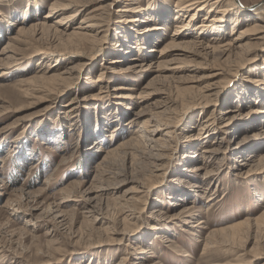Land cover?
I'll use <instances>...</instances> for the list:
<instances>
[{"label":"rangeland","instance_id":"1","mask_svg":"<svg viewBox=\"0 0 264 264\" xmlns=\"http://www.w3.org/2000/svg\"><path fill=\"white\" fill-rule=\"evenodd\" d=\"M54 1L0 0V51L23 23L28 26L44 21L63 34L60 37L51 30L36 44L25 47V57L5 70L0 79V264H227L236 257L243 264H264V227L253 224L234 247L209 246L203 251L209 232L246 217L252 220L264 211V167L245 160L249 153L264 154V114L244 118L248 121L237 123L234 129L220 128L226 122L227 116L222 112L227 108L241 106L243 114L250 109L264 112V98L260 101L255 97L258 84L247 81L264 71L258 70L264 50L261 57L252 56L251 62L248 57L223 79H200L209 71L198 65L200 61L182 56L178 57L182 61L171 63L163 72L156 71L155 66L117 72L131 66L130 58L137 52L133 42L132 54L127 55L126 61L109 63L119 53L118 37L124 35L120 33L126 30L133 34L131 30L138 29L132 23H122L121 1L81 0V4L72 6L76 15L71 14L73 9L50 11ZM174 1L161 4L166 8ZM137 2L141 9L148 8L147 0ZM263 2L237 0V5L251 12ZM91 12L96 13L95 22L103 23L100 29L108 31L98 36L104 35L101 57L82 67L83 56L74 53L79 40L68 39L66 34L79 26L84 14ZM70 14L75 16L69 21L55 23ZM202 17L199 15L198 23ZM173 25H168L157 49L170 38ZM217 31L220 35L223 29ZM87 43L78 51L88 52ZM42 46L50 49L37 52ZM139 61L150 63L151 59L142 57ZM71 68L74 72L63 76L67 87L60 93L41 88L54 87L59 83L56 81L50 85L42 80L22 87L17 84L21 79L43 77L40 74L44 71H50L49 75L62 74ZM100 71L102 82L98 84ZM119 85L134 88V95L143 94L141 101L117 105L115 88ZM190 86L196 90H187ZM205 87L218 93L211 97L213 105L183 106ZM22 90H28L27 95ZM170 100H177L176 105L169 107ZM67 109L71 111L67 113ZM138 111H143L139 118L135 116ZM153 114L168 119L164 122L167 129L160 126L162 136H156L168 146L165 159L157 162L159 171L149 167L146 155L128 157L119 152L122 154L113 158V164L104 168L106 173L96 178L95 165L104 151L132 141L131 137L139 135V131L134 135V130H139L144 121L150 119V126L155 125L158 118ZM207 117L209 122L214 121V130L199 142L193 138L203 135L196 134ZM233 130L236 131L230 135L225 133ZM167 132L170 134L165 136ZM252 138L260 143H250ZM238 142L244 145L240 154L234 150ZM99 147L104 151H99ZM207 148L218 150L212 156L204 154L210 163L201 158L202 150ZM7 156L9 159L4 161ZM70 157L73 161L61 163ZM194 167L204 170L191 171ZM205 170L217 177L215 182L201 184ZM187 183H200L202 188L191 190ZM95 186L104 189V194L98 196L93 191ZM181 188L185 192H180ZM181 194L184 196L180 200L170 199ZM186 206L191 207L189 212L184 211ZM162 209L167 214L158 217ZM198 221L203 224L196 227Z\"/></svg>","mask_w":264,"mask_h":264},{"label":"bare ground","instance_id":"2","mask_svg":"<svg viewBox=\"0 0 264 264\" xmlns=\"http://www.w3.org/2000/svg\"><path fill=\"white\" fill-rule=\"evenodd\" d=\"M120 1L121 2L119 4V7L121 9L119 8L120 10L119 9L118 10L121 13L120 17L124 19L122 23L124 24V26L127 23H132L134 24L133 26L138 29L133 28L131 30L133 31V34H132V32L131 33L129 31L126 32V30L123 28L122 30H125V32H121L120 35L121 34H124V35H121L118 37L121 40V45L116 46L118 48L117 50L119 51V53H116L113 56L114 60L110 61L109 63L111 62L118 63L121 61H126L127 55L132 54L131 49L133 47L132 46L133 42H135L134 44L137 45L135 48L137 52L135 55H133L134 56L133 58H130V60L133 61L131 63L132 65L127 66L124 69L122 68L118 70L117 72H126L131 69L135 70L137 68L139 69V71H142L144 68L149 69V68H152V66L156 67V71H162V70L166 71V69H168L166 66L170 65L171 63L175 64V62L178 63L182 61V59L178 58L182 56L185 58L193 59L195 61H200L198 62V65H200V67H202L203 69H206L209 71L208 74L201 77L200 79L203 80V79L209 78L213 80L214 78H218V77H221L223 79L229 73L239 68L242 62L247 61L248 57H250L249 59L251 62L254 59L252 56L254 57L262 56L260 53L263 52L262 50H264L261 48V47L264 48V2L262 5L256 8H253L251 12L250 11L246 12L245 10L246 8L240 7L237 5L238 4L237 0H175L173 4L171 3L172 5H167L166 8L162 6V4L166 2V0H147L148 8L146 9H143V8L141 9V7L139 6L137 2L138 0H120ZM81 3H82L81 0H55L51 4L50 11L52 10L53 11H56V10L70 11L73 9L74 6H78ZM75 10L73 9V11H71V14L75 13L76 15L77 10L76 11ZM142 10L147 11V12H145L144 14L142 12L141 14L140 12ZM71 14L66 17H62L61 19L55 21V23L63 24L65 21H69L71 17L75 16ZM258 14L263 15V18L258 17ZM199 15H203V17L201 18V21L198 23L197 20H198ZM49 16L50 15H47V16L45 15L43 17L48 18ZM172 18L175 19L176 22L172 23V20H171ZM94 19H96V13L95 15L92 12L84 14L81 21L79 22V26L75 27L74 31H72L69 35L66 34L68 39L77 38L79 40L76 46L78 47L85 46L84 42L85 43L88 42L87 44L90 46L89 48H87L88 50H86L88 52H83L82 50L78 51V49H81L78 47L76 48V51H74L75 55L79 57L83 56L85 63L80 65L82 67L88 65L89 64L88 62L93 61L94 59H97L104 51V47L102 46V43H103L102 38L104 37V35L101 36L100 38H98V36L100 34L107 33L108 28L105 30L100 29L104 27L101 25L103 23L100 24L98 22H95ZM100 20L101 22L103 20L101 16H100ZM148 23H153V24L150 25ZM170 23L174 24L173 33L171 34L170 38L166 40V42H164L163 46L160 49H157L158 43L160 42V39L162 37L164 38V35H165L164 33ZM23 24L18 25L16 27V31L10 35V38H8V42H5L1 46L0 71L1 70H4V71L0 72V79H1V76L4 74L5 70L16 65L17 61L25 57L24 56L26 55L25 47H31L33 44H36L41 39H43L44 36L46 37L47 33H51V30H55L54 31L55 34L61 33V31H58L57 28L54 29L52 25H48L44 21L30 24L28 26H24ZM240 26L242 27L239 28ZM225 27L226 29H228L227 27H229V29L226 30ZM219 29H223L220 35L216 34V32H218L217 30ZM59 35L60 37L63 36V34H59ZM54 38L55 37H53V39ZM148 44L149 45L152 44L151 47L148 48L147 47ZM124 47H126L125 51L122 50V48ZM49 49H50L49 47L42 46L39 48V50H37V52L45 53V51ZM171 56H172L171 59H166L167 57H171ZM142 57L150 58L151 62L150 63H144V62L139 63L140 62L139 59ZM262 58L263 59L258 68L259 71L264 70V57ZM73 72H74L73 68L69 69L67 72H62V74L61 73L56 74L57 73L56 72L55 74L53 73L49 75L50 71H44L42 74H40V75H43V77H39L37 75L32 78L21 79V80H18L17 84L18 86L22 87L27 84H31L33 82L36 83V80L37 82L39 80L40 81L42 80L48 83L56 81L59 83L56 84L54 87H52L53 85L48 86L44 84L45 86H41V88H44V89L51 88L49 90H57L58 93H60L65 89V87H67L66 78L64 77H66L67 74L72 75ZM258 74H260L261 76L259 75L258 77H255V78L251 77L247 81H249L251 85L252 83L258 84L257 86L258 91L256 92V95H255V92L252 93V95L253 96L255 95L256 99H259L260 101H262V98H264V71H260L258 72ZM102 75L103 74L100 71L98 78H97L99 82L98 84L102 82V79H100ZM220 83H221L220 81L218 83L216 82V84L214 85V90L218 88V85H220ZM193 89L196 90V87L190 86L187 88V90H193ZM212 90L213 89H211L210 87L198 89L196 91V93H198V95H196L197 97L194 99H191V101L185 102L183 106L184 107L191 106V105L197 106L202 103L204 105H208V104L213 105L212 102L214 101V99H211V97H217L218 93L217 91H214V90L212 91ZM27 91L28 90H22V92H25L26 95H27ZM115 91L117 92V99L119 102L117 103V105H120L121 102L123 103H128V102L130 103L132 101L138 102L140 99H142L141 95H143L140 93L138 95H134L135 94L134 88L128 87L126 85L116 86ZM175 101L177 100H170L168 102V105H170L169 107H171L172 105H176ZM237 101H240L239 97L237 98ZM254 102H256V100ZM66 107H68V105ZM240 107H238V109L237 107L236 109L227 108L226 110L222 112V114L225 117L227 116V118H226V122L224 123V125H222L220 128L222 129L227 128L226 130H228L229 127L232 128L235 125L244 123L245 121L244 118L253 119L259 116L261 117L264 114V112L261 110L254 111L253 109L252 110L250 109L249 110L250 112L243 114L240 112ZM68 111H71V109H67V113ZM142 112L143 111L135 112V116L138 118L141 117L143 115ZM231 113L233 114L229 115ZM153 115L154 117H156L155 114ZM156 118H158V121H155V125L150 126V123L152 124V122H149L150 120L149 119L146 122L144 121L142 123L139 130L135 129L134 135L137 134L138 131H139V135L136 138L131 137L130 139H132V141L127 140L125 142H121L117 144L115 147L108 149L107 151H104L101 147L97 148L99 149V151H102V152L104 151L105 155L95 165V171H96L95 177L98 178L99 176L104 175L106 173L104 168H106V166H108L112 162L113 158L116 155H121L122 153L124 156L128 155V157L129 156L137 157L140 155L141 156L146 155L147 156L146 159H149V165H150L149 167L152 168L154 172L159 171L158 167L160 163L158 165L157 162L163 161L165 159L166 153L168 151V148H167L168 146H166L165 142H162L160 139H157L156 136H159V135L162 136L161 134L162 129L159 128L160 126H163L165 127V129H167L168 126L164 122H166V120L168 119L167 117L159 118L158 116ZM209 119L210 118H208L207 120L201 121L202 123L198 126V130H197L198 132L196 135L203 134L202 135L203 137L200 136L198 138L197 136L193 139H196L200 142L202 141L203 138H206L212 135V131L214 130V126H213L214 121L209 122ZM235 131L236 130L229 131V132L226 131L225 133H227V135H230V133H234ZM145 134H148V136ZM169 134L170 132H167L165 133V136ZM254 135H251L250 137H256ZM252 141L250 143H256V141L260 143L259 142L260 140L257 138H252ZM261 142H262V145L264 146V140ZM242 143L237 144L234 148V150L237 151V154H240L242 150L244 149V145H242ZM262 145L258 144V146H262ZM47 149L52 151L51 150L52 148L48 147ZM119 152H122V153L118 154ZM201 153H203L201 155V158L206 160V162L210 163L209 158L207 159L206 155L204 154L214 155L215 153H218V150L207 148V149L202 150ZM252 154L253 153H249L248 157L245 160L249 162L250 161L255 162L256 165H259V166L262 165L264 167V154H261L258 156L257 155L254 156V154L253 155ZM7 159H9V156L5 157V159L3 160L5 161ZM191 159H196V158L193 157ZM150 160H151V163H150ZM70 161H73L71 157L67 159L63 158L61 163L67 164ZM33 167L34 166H32L31 169ZM200 170H204V169L202 167L191 168V171H195V172L200 171ZM205 171L206 172L202 176L203 182L201 184L204 185V183L211 184L215 182L217 177L214 176V174L211 171H207V170ZM75 184L77 183L72 182V185H75ZM201 186L202 185H200V183H187V188L189 189L191 188V190L200 189L202 188ZM95 188L97 187L95 186ZM205 190H208V187L205 188ZM93 191L96 192L98 196H101L104 194L103 192L104 189L102 188H97L96 190H93ZM93 191L91 190L87 192V195L89 196V194L92 193ZM179 191L180 192L184 191V189L181 188ZM182 196L184 195L182 194L177 195V196L175 195V196L170 197V199L172 200V199L178 198L180 200ZM190 209L191 207L186 206L184 208V211L189 212ZM165 214L167 213H165L164 210L162 209L159 211L158 217L164 216ZM182 215L184 217L185 214L182 213ZM61 216L62 215H59L58 217H61ZM202 224H203V221H198L196 227H199ZM251 224H253V226H256L258 228L260 227L263 228L264 227V211L252 220L246 217L245 219L241 221L230 224V226L226 228H220L218 230L209 232V235H208L209 240L207 239V241L209 242L204 245L203 251H207L209 246L218 247V245H221V246L234 247L237 244V242L240 241L243 234L250 231ZM125 233L127 234V232ZM217 237L219 238V240L217 239ZM167 240L168 239L162 240L161 242H164V241L166 242ZM126 247L132 249L130 244H126ZM138 249H140V251L143 252V250L140 247H138ZM186 256H188V254H186ZM122 260L125 261L124 258H122ZM227 264H243V261L239 260L236 257L233 263H227Z\"/></svg>","mask_w":264,"mask_h":264}]
</instances>
